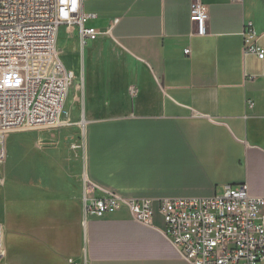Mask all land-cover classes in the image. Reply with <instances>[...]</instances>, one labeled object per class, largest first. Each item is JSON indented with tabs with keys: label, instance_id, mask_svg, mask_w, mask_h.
Masks as SVG:
<instances>
[{
	"label": "crops",
	"instance_id": "obj_1",
	"mask_svg": "<svg viewBox=\"0 0 264 264\" xmlns=\"http://www.w3.org/2000/svg\"><path fill=\"white\" fill-rule=\"evenodd\" d=\"M202 2L204 36L189 20L190 0H82V13L95 15L87 27L112 26L84 46L76 27L65 26L67 41L59 28L65 67H81L84 144L8 137L0 264H189L162 235L160 200L211 198L239 184L264 197V57L244 53L241 37L252 23L264 52V0ZM85 182L91 197L152 200V226L125 209L83 225Z\"/></svg>",
	"mask_w": 264,
	"mask_h": 264
},
{
	"label": "built area",
	"instance_id": "obj_2",
	"mask_svg": "<svg viewBox=\"0 0 264 264\" xmlns=\"http://www.w3.org/2000/svg\"><path fill=\"white\" fill-rule=\"evenodd\" d=\"M81 2L0 0V165L6 158L10 134L60 124L74 75L56 46L59 28L76 27L81 46L110 34L112 26L103 32L87 27L95 15L82 13ZM208 17L202 0H190L189 20L196 35L206 34ZM241 37L244 53L263 59L252 23L245 24ZM248 106L253 102L249 100ZM92 193L96 188L85 182L83 225L88 219H102L125 209L135 222L152 226V200H125L110 192L91 197ZM159 213L165 225L163 237L189 264H264V197L250 195L246 184L226 186L220 196L211 198L160 200ZM5 254L0 225V261Z\"/></svg>",
	"mask_w": 264,
	"mask_h": 264
},
{
	"label": "rangeland",
	"instance_id": "obj_3",
	"mask_svg": "<svg viewBox=\"0 0 264 264\" xmlns=\"http://www.w3.org/2000/svg\"><path fill=\"white\" fill-rule=\"evenodd\" d=\"M60 31L63 40L65 39V41H67L69 37L66 33L65 26H62ZM58 49L60 51L64 64H66V67L71 69V63L67 58L66 52L61 50L59 46ZM73 71L75 76L69 87L68 95L63 106L59 126L56 128L37 129L30 130L27 132L12 133L10 134V136L14 142L19 141V137H30L32 138V141L29 142L30 144H84V128L81 126V121L83 119V100L81 97V93L79 92L81 67L77 66V68L73 69ZM44 132L53 133L56 136L55 139L49 143L39 140L37 138V135Z\"/></svg>",
	"mask_w": 264,
	"mask_h": 264
},
{
	"label": "bare ground",
	"instance_id": "obj_4",
	"mask_svg": "<svg viewBox=\"0 0 264 264\" xmlns=\"http://www.w3.org/2000/svg\"><path fill=\"white\" fill-rule=\"evenodd\" d=\"M64 117H65V115H64Z\"/></svg>",
	"mask_w": 264,
	"mask_h": 264
}]
</instances>
